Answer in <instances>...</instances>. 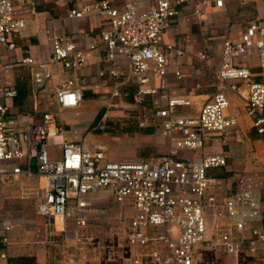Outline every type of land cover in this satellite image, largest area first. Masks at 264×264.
Returning <instances> with one entry per match:
<instances>
[{"label":"built area","instance_id":"built-area-1","mask_svg":"<svg viewBox=\"0 0 264 264\" xmlns=\"http://www.w3.org/2000/svg\"><path fill=\"white\" fill-rule=\"evenodd\" d=\"M213 1L222 7L223 0ZM143 3H147L146 8ZM189 3L194 14L200 16L210 1L128 0L117 8L109 0H97L69 11L77 18L91 12L100 17L95 37L104 45V61L110 65L109 73L117 78H121L119 65L127 68L122 79H134L131 96L136 105L149 96L165 99L163 105H155V117L162 133L172 138L168 152L113 161L107 158L103 144L85 145L67 139L55 126L59 110L75 108L82 100L76 75L57 85V110H34L26 127L23 119L9 115L8 100L17 91L6 84L5 69L25 66L34 83L43 87L53 78L54 65L75 71L85 65L86 57L69 38L55 33L47 35L52 51L45 59L15 53L10 35L21 32L25 21L15 16L13 0H0V185L17 189L21 199L35 200L36 214L46 218L47 226L53 234H60L62 243H71L68 251H61L58 258L45 264H82L88 249L116 248L120 264H200L193 249L203 242L213 251L223 248L228 254L247 248L252 257L263 255L264 264V201L250 189L230 192L219 200L214 190L218 179L209 170L225 166V157L212 154L191 161L179 153L202 149L213 135L236 125V118L225 113L229 106L227 92L237 91L241 85L246 87V114L256 131L264 133V81L256 80L248 67L237 62L256 56L258 66L264 69V22L252 20L237 40H223L217 73L223 87L197 115H179L178 107L189 101L168 98L163 92L167 57L160 36L169 19ZM96 47L97 42H93L89 49ZM198 57L204 59L205 55L199 52ZM151 73L159 77L156 85L151 83ZM174 75L181 77L178 70ZM50 147H59L58 158L50 156ZM21 176L36 177L38 184L17 186ZM236 181L238 186L243 185L245 177L241 174ZM104 192L130 213L119 210L111 215L114 225L110 234L102 229L91 233L88 228L95 220L109 222L110 206ZM210 216L219 223L214 239L206 237ZM11 228L8 217L0 219V264H15L6 250ZM98 228L96 224L94 229ZM119 232L121 244L116 238L110 239Z\"/></svg>","mask_w":264,"mask_h":264},{"label":"crops","instance_id":"crops-1","mask_svg":"<svg viewBox=\"0 0 264 264\" xmlns=\"http://www.w3.org/2000/svg\"><path fill=\"white\" fill-rule=\"evenodd\" d=\"M91 1L97 0H13L15 16L25 21L21 32L10 35V40L15 45V53L29 54L40 59L47 58L52 51L47 35L55 33L69 38L76 47L83 49L86 63L75 71L64 69L60 64L54 65L53 78L43 87L34 83L25 66L15 65L5 69L6 84L17 91V95L8 100L9 115L23 119L22 124L26 127L34 110H57L58 104L54 99L57 85L76 75L81 85L82 100L77 107L62 109L56 113L55 126L63 130L67 139L80 141L85 145L104 141L107 144L108 156L107 148L113 137L103 139L97 131L91 132L94 128L88 120L96 114V124L107 120V124L113 122L132 128L140 127L144 136L142 146L149 152L143 156L121 155L111 160H135L165 154L171 146L172 138L162 133L161 128L156 125L155 117V105H163L165 99L158 95L149 96L140 105H136L131 96L134 79L129 82L122 79L127 68L120 64L117 70L121 78H117L109 73L110 65L104 61V45L95 37L101 25L100 17L95 12L80 18L69 15L70 10ZM109 1L113 6L122 8L128 0ZM209 1V6L200 16L194 14L192 3L182 7L177 15L169 19L167 28L160 36V45L167 57L164 77L166 88L163 92L168 98H183L189 101L187 105L178 107L176 113L179 115H197L204 103L210 101L214 93L223 87L217 75L223 40H237L252 20L264 22V0H223L222 7L215 6L213 0ZM142 7L146 8L147 3H143ZM93 42H97V47L91 50L89 46ZM4 50L5 48L2 53ZM199 52L205 55L204 59L198 57ZM237 62L248 67L256 80L264 81V69L258 66L256 56L238 59ZM176 70L180 71L181 77H175ZM158 82L159 77L151 73L152 85ZM114 92L117 93L113 95ZM227 96L229 106L225 113L236 118V125L220 135H213L214 138L208 139L202 149L179 153L191 161L212 154H222L225 157V166L209 170V174L218 179L214 190L219 200L230 192L250 189L264 201V194L261 193L264 188V133L256 131L246 114V87L241 85L237 91H228ZM102 107L105 110L96 121ZM140 122H144V125H139ZM48 151L52 158L60 156L59 147H50ZM241 174L245 177V183L238 186L236 178ZM21 184L36 186L38 181L36 177L21 176L17 186ZM103 195L110 206L109 222L104 218V224L95 220L88 228L91 233H94V227L98 224L106 234H110L109 230L114 225V216L111 215H115L119 210H124L127 215L130 213V210L121 209L114 203L107 192ZM112 202L116 207H111ZM35 204L33 199L19 198L17 189L0 185V219L6 216L12 221L10 243L6 250L9 259L15 264H45L58 258L61 251H68L67 248L71 246V243H62L59 233H52L46 218L36 214ZM218 227V221L212 216L208 217L206 237L214 239ZM121 234L119 232L115 236L112 235L110 239L116 238L121 244ZM116 249H88L86 261L82 264H120L121 259L116 256ZM208 249L213 251L206 242L194 247V258L200 264V252H206ZM220 251L226 253L223 248L213 252ZM258 258L262 264L263 255Z\"/></svg>","mask_w":264,"mask_h":264},{"label":"rangeland","instance_id":"rangeland-1","mask_svg":"<svg viewBox=\"0 0 264 264\" xmlns=\"http://www.w3.org/2000/svg\"><path fill=\"white\" fill-rule=\"evenodd\" d=\"M116 101H118V99H116ZM116 103L118 104V102ZM95 115L96 114H93L88 120L91 127L94 128L91 132L97 131L103 139L113 137L111 142L109 140L110 146L107 148L108 159H116L121 155L143 156L145 153H149L146 152L145 148L142 146V139H144V136H142L140 127L135 126L132 128L125 124H114L113 122L107 124V120H101L99 124H96L94 119ZM98 143L103 144L105 147L107 145L101 140ZM159 147L162 148L161 145ZM261 193L264 194V188L261 189ZM110 205L113 208L116 207L113 202ZM100 229L101 228L94 229V231L96 232ZM199 256L201 264H261L258 261V257L261 258V256L252 257L247 248H241L236 254L230 255L222 251L216 253L208 249L206 252L202 250Z\"/></svg>","mask_w":264,"mask_h":264},{"label":"water","instance_id":"water-1","mask_svg":"<svg viewBox=\"0 0 264 264\" xmlns=\"http://www.w3.org/2000/svg\"><path fill=\"white\" fill-rule=\"evenodd\" d=\"M104 110H105V109H104L103 107L100 109V111H99V113H98V115H97V117H96V121L99 120V118H100L101 115L103 114Z\"/></svg>","mask_w":264,"mask_h":264}]
</instances>
